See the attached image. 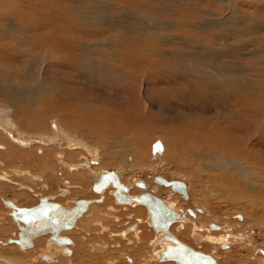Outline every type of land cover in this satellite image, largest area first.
<instances>
[{
    "label": "rangeland",
    "instance_id": "obj_1",
    "mask_svg": "<svg viewBox=\"0 0 264 264\" xmlns=\"http://www.w3.org/2000/svg\"><path fill=\"white\" fill-rule=\"evenodd\" d=\"M32 84H37V106L46 108L40 115L49 122L43 125L53 133L63 129L57 131L64 140L58 151H63L66 165L52 161L51 154L56 176L42 169L36 172L42 182L27 179L20 184L13 178L20 184L14 186L0 181L6 200L26 208L47 196L68 208L76 200H98L93 177L86 179V170L77 175L67 169V163L93 159V168L102 174L120 172L131 197L143 192L136 186L139 181L151 194L175 203L190 220L191 210L205 209V219L196 221L201 227L210 223L239 234L252 232L251 242L244 239L247 247L234 244L229 256L207 243L195 245L191 222L186 230L174 225L186 243L217 256L219 264L264 260V0H0V111L11 114L0 122V130H21V105L16 101L12 108L6 99L23 100ZM38 110L30 109L34 115ZM78 112L90 114L76 118ZM49 144L54 142L47 140ZM23 150L12 149L13 159L5 163L0 156V172L10 176L29 170ZM224 165L251 173V186L227 180L224 174L237 172L225 171ZM157 177L185 182L190 197L157 185ZM68 182L75 184L70 194L60 192ZM111 192L113 188L104 191L105 204H93L94 211L84 214L77 230L69 233L73 254L59 257L56 264H130L128 258L166 263L156 262L157 256L144 260L152 256L151 225H141L140 238L134 235L147 209L118 204ZM10 213L0 197V258L43 264L39 253L45 239L28 253L8 243L19 233ZM252 243L253 251L261 247L258 255L246 251Z\"/></svg>",
    "mask_w": 264,
    "mask_h": 264
},
{
    "label": "bare ground",
    "instance_id": "obj_2",
    "mask_svg": "<svg viewBox=\"0 0 264 264\" xmlns=\"http://www.w3.org/2000/svg\"><path fill=\"white\" fill-rule=\"evenodd\" d=\"M26 57V56H25ZM218 74V73H217ZM222 74V73H221ZM221 74H219V75H221ZM225 74V73H224ZM227 74V73H226ZM225 76V75H224ZM46 79V78H45ZM35 80V79H34ZM37 81V80H36ZM29 82V81H28ZM26 83V82H25ZM37 83V82H36ZM40 83V82H39ZM39 83H38V85H39ZM33 85V84H32ZM24 86H26V85H24ZM37 86V84L36 85H33V86H30L29 88H28V90L26 91V94L28 95V97L26 96V97H23V100H22V98H20L18 95H17V97H19L20 99H16V98H12V97H7V103L10 105V106H12V108H14L15 106H14V104H17L16 103V101H18L20 104L19 105H21L20 107H19V109H17V111H18V113H19V115H17V117H18V120H19V122L20 123H17V124H20V125H18V126H21V130H12V133L11 134H9L8 132L11 130V129H6V130H4V127H3V130H0V156H2L3 158L1 159V162H3V163H5V162H7V161H10L11 159H13V155L12 154H10L11 153V151H12V149H14V150H17V149H19V148H22V149H25V150H23L24 151V156L27 158V159H29V161L31 162V165H30V168H29V170L28 169H23V170H21L20 172H14V173H10L9 175L10 176H8L7 174H5V173H2V171L0 172V173H2V174H0V176H4V177H7V178H0V181H5V182H8V184L9 183H12V185H14L15 186V184H18V185H20V184H24V180H27V179H30V180H33V181H35L36 179H38L39 181H43V177L41 176V175H39V174H37L36 172H39V170H45L43 173H47V172H49V173H53V175L54 176H56L57 174H58V171H57V164H54L52 161H56L57 163H59V161H60V163L61 164H63V165H66V162H65V156H64V154H63V151H58L59 150V148H61V149H63V147H60L61 145H62V143L64 142V140H59V135H58V132L57 131H59V132H63V129L61 128V127H59L58 128V130L56 131L55 130V133H53V132H50L49 131V129H48V126L47 125H43L44 124V122L47 120V119H45L44 121L41 119V112L42 111H44V112H46V108H45V106L44 105H38L37 106V104H36V99H37V103H38V99H39V97H36V95L37 94H35L36 92H35V87ZM40 88V87H39ZM43 88V87H42ZM26 89H27V87H26ZM45 89V88H44ZM41 91V90H40ZM23 92V91H22ZM21 92V93H22ZM7 93V92H6ZM45 93H46V91H45ZM44 93V95L43 96H41V97H44V96H47V94H45ZM19 95H20V93H19ZM9 106V107H10ZM14 106V107H13ZM18 107V106H17ZM12 108H10V109H12ZM22 108V109H21ZM35 108H39V110L38 111H36V113L38 114V115H34V113L32 112V111H30V109H35ZM20 109L21 110H23V112L21 113L20 112ZM27 109H29V111H27ZM16 110V109H15ZM54 110V109H53ZM106 110V109H105ZM4 111V110H3ZM3 111H0V113L1 114H5L6 116H1L0 115V122L1 121H3V120H5V119H8V118H11V114H9V112L7 113V112H3ZM6 111V110H5ZM96 111H98V110H96ZM11 113V112H10ZM47 113V112H46ZM32 114V115H31ZM84 114H86V115H89L90 113H86V112H82V114H80L79 112H78V114L76 115V118H80V117H83V115ZM91 114H93L94 115V112L93 113H91ZM49 116V115H48ZM14 118V117H13ZM62 118V117H61ZM98 118V117H97ZM96 118V119H97ZM16 122H18V121H16ZM47 122H49L48 120H47ZM26 123V124H25ZM77 124V123H76ZM1 125H3V123L1 122ZM56 129V128H55ZM51 130V129H50ZM73 131V130H72ZM34 132H37V133H34ZM78 132V131H77ZM7 134L9 135V137L12 139V140H10L8 137H7ZM37 134V135H36ZM80 134H83L82 133V131H81V133ZM79 136V135H78ZM84 136V135H83ZM83 136H81L82 138H83ZM47 140H48V142L49 143H51V141L52 142H54V144H49L48 146H46V143H47ZM12 141H14L15 143H17V145L15 146V147H13V144H12ZM66 141H67V139H66ZM84 141V140H83ZM88 141V140H87ZM240 141V140H239ZM85 142V141H84ZM71 143V141L69 142V144ZM76 143H80V144H82V142L81 141H78V142H76ZM50 146H52V147H50ZM55 146V147H54ZM83 146H84V144H83ZM89 147V146H88ZM91 148H89L88 150H90ZM235 149H237V148H235ZM248 151H249V148H248ZM115 153V152H114ZM198 153V152H197ZM51 154H53L54 156L52 157L51 156ZM199 154V153H198ZM200 155V154H199ZM202 155V154H201ZM198 156V155H197ZM250 156H251V152L247 155V156H245L244 158L246 159V158H250ZM51 157H52V161H51ZM67 157V156H66ZM107 157V156H106ZM219 157V156H218ZM218 157L216 158L217 160H219L218 159ZM70 158V157H69ZM109 158V157H108ZM203 158V157H202ZM220 158V157H219ZM225 159V158H224ZM223 159V160H224ZM77 160V159H76ZM222 160V161H223ZM243 160V159H242ZM35 161V162H34ZM93 159L92 160H90V159H86L85 161H83V162H79V163H67V165H68V167H67V169L69 170V172H72V173H76L77 174V172H81L82 170H86V171H84V173L85 174H82L84 177L86 176V175H90V176H92L93 177V180H92V189H93V191L95 192V193H97V194H101V196L99 197V199L98 200H101L100 202H98V200H95L94 198H93V200H86V201H91V203L89 204V206H88V209H87V211L84 213V214H86L87 212H89V211H94V208H92V205L93 204H97V207L99 206L100 207V205H104L105 204V202H106V197H105V193L102 195V193L104 192V191H106V190H108V189H110V188H113L114 189V192H111V194H113V196H114V193L116 192V188L113 186V185H110V186H108L106 189H104L102 192H100V193H98V192H96L95 190H94V185L96 184V183H98V181L100 180V178L102 177V175H104L105 173H115L117 176H118V179H119V181L120 182H122L121 184L124 186V187H126V188H128V193H129V191H130V189H129V187H127L128 186V184H127V186L123 183V181H122V178H121V175L122 174H119L120 172H110V171H104L103 172V174H102V171L103 170H100V172L97 170V169H95V168H93ZM219 161H221V160H219ZM219 161H218V163H219ZM223 162H227V161H223ZM101 163V162H100ZM221 163V162H220ZM89 164H91V166H88ZM222 164H224V163H222ZM231 164V163H230ZM238 165V164H237ZM240 165V164H239ZM222 166V165H221ZM225 166V165H224ZM223 166V167H224ZM242 166V165H241ZM76 168H78V169H80L79 171L78 170H76ZM213 168V167H212ZM71 169V170H70ZM211 169V168H210ZM33 170H34V172H33ZM106 170V169H105ZM197 170V169H196ZM212 170V169H211ZM214 170V169H213ZM224 170L225 171H231V172H234V171H236L237 173H234L232 176H229V174L227 175V174H224L225 175V177L227 178V180H231V179H239V180H241L242 182H244V184L246 185V186H248V187H250L251 185L250 184H252V182L253 181H251V176L249 175V174H251V173H248L247 171H244V169L242 168V170H239V166H236V165H233V166H225L224 167ZM28 171H31L32 172V174H31V176H30V173L28 172ZM83 173V172H82ZM209 173V172H208ZM68 174V173H67ZM79 174V173H78ZM77 174V175H78ZM252 174H253V172H252ZM36 175H38V177L36 176ZM75 175V174H74ZM70 177H71V175H70ZM73 177V176H72ZM76 177V176H75ZM81 177V176H80ZM83 177V178H84ZM256 176H253V178H255ZM13 178L16 180V179H19V180H21V182H20V184L18 183V182H13ZM82 178V177H81ZM86 178V177H85ZM158 178H160V177H158ZM1 179H4V180H1ZM58 179V178H57ZM72 179V178H71ZM87 179V178H86ZM163 179V178H162ZM258 179V178H257ZM14 180V181H15ZM55 180V179H54ZM75 180H76V178H75ZM156 180V179H155ZM164 180H166V179H164ZM254 180V179H253ZM86 181V180H85ZM235 181H238V180H235ZM156 182V181H155ZM169 182V181H168ZM171 182V181H170ZM75 183H77L76 184V187H78V183H79V181H77V182H75ZM81 183V182H80ZM134 183V182H133ZM82 184H83V182H82ZM86 184V183H85ZM157 184H159V185H162V184H160V183H157ZM256 184V183H255ZM11 185V184H10ZM84 185V184H83ZM74 186H75V184H71V182H68L67 183V187H65V190H61L60 192H66V193H69L70 194V190L71 189H73L74 188ZM82 186V185H81ZM80 186V187H81ZM138 186L141 188V189H146V184H144V183H138ZM165 186V185H164ZM187 186L188 185H186V190H187ZM75 187V188H76ZM83 187V186H82ZM165 187H167V186H165ZM223 187V186H222ZM6 188V187H5ZM79 188V187H78ZM138 188V187H137ZM171 188V187H170ZM223 188H225V186L223 187ZM22 189H27V190H29V191H31V192H33V190H31L30 188H27V186H24V185H22ZM21 189V190H22ZM227 189V188H226ZM15 190V189H14ZM35 190V189H34ZM188 190H189V187H188ZM225 190V189H224ZM229 190H233V189H229ZM17 191H19V190H17ZM14 192V191H13ZM15 192H16V190H15ZM177 192V191H176ZM200 192V191H199ZM231 192V191H230ZM179 193V192H178ZM233 193V192H232ZM24 194V193H23ZM142 194H145V193H143V192H141L139 195H134V194H131V195H133L134 197H140ZM151 194V193H150ZM181 194V193H180ZM14 195H16V194H14ZM18 196L20 195V194H17ZM22 195V194H21ZM25 195V194H24ZM60 195V194H59ZM153 195V194H152ZM187 195H188V197H190L189 196V191H187ZM111 196V195H110ZM128 196H129V194H128ZM185 196V195H184ZM0 197L1 198H3V202L5 201V206L7 207V205H6V202H11V203H13L15 206H17V207H21V208H23L22 206H18L15 202H14V200H11V201H8V200H6L5 198V196H3V195H0ZM5 197V198H4ZM130 198H134V197H131V196H129ZM185 197H187V196H185ZM241 197V196H240ZM45 198V197H44ZM47 198L49 199V201L50 202H53V203H57L56 201H55V196L53 197V196H47ZM242 198V197H241ZM41 199H43V198H41ZM40 199V200H41ZM114 199H115V196H114ZM161 199V198H160ZM244 199V198H243ZM15 201H17V200H15ZM79 201V200H78ZM115 201H116V199H115ZM76 202H77V200L76 201H74V206H75V204H76ZM116 203H118L117 201H116ZM251 203H252V200H251ZM60 204V203H59ZM118 204H124V205H132V204H137V205H141V206H144L145 208L144 209H147L146 208V206L145 205H143V204H141V203H137V202H132V203H130V204H126V203H118ZM165 204L169 207H171V208H173V206L174 205H176L175 203H173L172 201L170 202V201H168V200H166L165 199ZM204 204V203H203ZM62 205V204H61ZM251 205V204H250ZM63 207H64V205H62ZM73 206V207H74ZM72 207V208H73ZM96 207V208H97ZM103 207V206H102ZM132 207V206H131ZM143 208V207H140V206H133L132 208ZM169 207V208H170ZM9 210H11V213H12V209H10L9 207H7ZM65 208H68V207H66L65 206ZM95 208V209H96ZM170 208V209H171ZM206 208V207H205ZM68 209H71V208H68ZM140 209H136V210H139L140 211ZM143 209V210H144ZM174 209V208H173ZM172 209V210H173ZM176 210H178L177 208H176ZM205 210V209H204ZM203 210V211H204ZM147 211H148V209H147ZM174 211V210H173ZM199 211V210H198ZM145 212V211H144ZM176 213H178L177 211H175ZM205 212H206V210L201 214V215H197V217L194 219V218H191L192 220H194V221H192V220H190V219H188L187 217H185V216H183V215H180L179 213V220H177L176 222H174V223H172L170 226H169V228H168V231H169V233L170 234H172L177 240H179L180 242H182V243H184L185 245H189V246H191V247H193V249L194 250H196V251H198V252H201V253H203V254H207V255H212V257L215 259H217V261L219 260L218 259V257L217 256H215V255H213V254H209V253H206V252H204L203 250H200V249H198V248H195L193 245H190V244H188V243H186L184 240L185 239H183L182 237H181V231L179 230V228H178V230L180 231V233H175L174 231H173V227H174V225L175 224H179L180 226L179 227H181V228H183V229H185L186 230V224H187V222H191L192 224H193V226H192V231H191V237H192V239H193V241H195V245H197V246H199V244H201V243H207V245H212L213 247H218V248H222V247H224V246H229L228 248V250H225L224 252L225 253H227V255L228 254H230L229 256H233V251H232V247H233V245L234 244H237V245H241V246H238V248L239 249H245V247H247L246 245V242L245 241H247V243H249V242H251V240H252V237H251V233L248 231L247 233H242V234H239V233H241V232H234V230L232 229V227H220V229H218L216 232L215 231H212V230H210L211 228V224L210 223H208V225H206V228H204V227H201V226H199V225H197L196 224V221L198 220V221H200L201 220V218H204L205 217ZM11 213H10V216H11V219L13 220V222H15V224H16V226H17V229H18V223L13 219V217H12V215H11ZM143 213V212H142ZM208 213V212H207ZM84 214L82 215V217L84 216ZM237 214V213H236ZM149 216V217H148ZM238 216V215H237ZM241 216V215H240ZM82 217H80V219L82 218ZM233 217V216H232ZM1 219H2V217H0ZM144 216L142 217V220H140V219H138L139 220V223L140 224H147V225H151V216H150V213H149V211H148V214H147V217H145L144 219ZM200 218V219H199ZM80 219H78L77 220V222H76V224H75V226H74V228L73 229H71V230H67V231H63L62 233H61V236L62 237H67L68 235H69V233L70 232H72V231H74V230H77L76 228L77 227H79V221H80ZM205 219V218H204ZM5 220V219H4ZM203 220V219H202ZM2 221V220H1ZM181 222V223H180ZM244 222V221H243ZM200 224V223H199ZM3 225V224H2ZM12 225V224H11ZM240 225H242V223L240 224ZM245 225H246V218H245ZM81 226H82V224H81ZM1 227V226H0ZM151 227H152V225H151ZM3 228H4V226H3ZM134 228L136 229L135 231V233H134V235L137 237V238H140V237H138L139 236V232H142V229H144V228H142L141 226L139 227V225L137 224V225H135L134 226ZM153 228V227H152ZM1 229V228H0ZM154 229V228H153ZM225 229V230H224ZM4 230V229H3ZM12 230V229H11ZM155 230V229H154ZM1 231V230H0ZM6 231V230H5ZM18 231H19V229H18ZM18 231H17V233H18ZM205 231H207V232H205ZM222 231H224V232H222ZM3 232V231H2ZM7 232V231H6ZM156 232V233H155ZM155 232H154V234L156 235L155 236V238H154V240L152 241V242H150V244H151V246H152V248H153V250H152V256L150 257V255L149 254H147V257H144V260H149L150 258H152L153 260H154V258H153V256H157V259H156V262H159V263H161V262H170L171 264H178L177 262H174V261H164L163 260V257H162V253L165 251V249H166V247L167 246H169V245H172V242L169 240V239H167V237H165V235H166V233H164V231H156L155 230ZM183 232V231H182ZM205 232V233H204ZM215 232V233H214ZM19 234V233H18ZM143 234V233H142ZM247 234V235H246ZM183 235V234H182ZM48 236H50V235H48ZM48 236H42V237H40V238H37V239H34V241H33V247L31 248V249H22L19 245H17V244H15V243H11V241H15V240H18V235L16 236L17 237V239L15 238V239H13V240H9L8 241V243H11V244H15V245H17L19 248H20V250L21 251H23L24 253H28V251H37V249L40 247V246H42L43 244H44V242L42 241L43 239V237L45 238V237H48ZM68 238H70L71 240H72V238L71 237H69L68 236ZM47 239V238H46ZM142 239H143V237H142ZM244 239H245V241H244ZM41 240V241H40ZM136 242V241H135ZM153 242H154V244H153ZM139 243V242H138ZM142 243H145V242H142ZM3 244L4 245H6L7 244V242H3ZM14 245V246H15ZM74 245V242L72 241V244H70V245H58V244H56L55 242H53V241H51L50 240V238H49V241H48V244L46 245L47 247H46V249H44V250H42V251H44V253H46L47 255H41V259H42V261H44L46 264H56V260H57V263L59 262V261H61L59 258H56V260L51 256V255H53V254H51V250H52V248L56 251V250H58V249H62V256L63 257H65V258H71V256H72V250L71 249H69V247L70 246H73ZM45 246V245H44ZM150 246V247H151ZM235 246V245H234ZM248 246H249V244H248ZM253 246V245H252ZM35 247V248H34ZM151 248V249H152ZM33 249H35V250H33ZM223 249V248H222ZM41 250V249H40ZM255 250V249H254ZM218 251V250H217ZM223 251V250H222ZM246 251H251V252H253L254 253V251H253V247L252 248H248V250L246 249ZM54 252V251H53ZM59 252V251H58ZM69 252V253H68ZM32 254V253H31ZM42 254V253H41ZM59 254V253H58ZM28 255V254H27ZM29 256V255H28ZM38 256V255H37ZM40 256V255H39ZM56 257V256H55ZM58 257H60V256H58ZM235 258V257H234ZM242 258V256H239L238 257V259H241ZM25 259V258H24ZM29 259V258H28ZM137 259V258H136ZM136 259H132V258H128L127 260H128V262L131 264H145L144 263V261H136ZM216 259H215V262H216ZM229 259V258H228ZM22 259L21 258H17V257H13V258H11V259H2V258H0V261H2L3 263H6V264H26V263H20L19 261H21ZM34 260H36L34 257L30 260V261H34ZM135 260V261H134ZM232 260V259H231ZM258 260H263V259H258ZM29 261V260H28ZM69 261H71V260H69ZM244 261L245 260H243L242 259V262H241V264L242 263H244ZM247 261V260H246ZM126 262V261H125ZM141 262V263H140ZM236 262V261H235ZM152 263H155V260H154V262H150V261H147V263L146 264H152ZM253 263H255V264H264V260L263 261H254ZM29 264H31V263H29ZM60 264H63V263H60ZM70 264H72V263H70ZM128 264V263H127ZM162 264V263H161ZM165 264H167V263H165ZM217 264V263H216ZM218 264H219V261H218ZM238 264H240V263H238Z\"/></svg>",
    "mask_w": 264,
    "mask_h": 264
},
{
    "label": "water",
    "instance_id": "obj_3",
    "mask_svg": "<svg viewBox=\"0 0 264 264\" xmlns=\"http://www.w3.org/2000/svg\"><path fill=\"white\" fill-rule=\"evenodd\" d=\"M155 181L187 196L184 182H168L158 177ZM110 185L116 188L114 196L118 203L137 202L145 205L151 216L152 227L156 231L161 230L166 233L165 237L172 242V245L167 246L162 253L164 261H174L178 264H216L212 256L194 250L169 233V226L179 220V214L170 209L162 199L150 193L130 198L128 188L121 184L118 176L108 172L102 175L98 183L94 185V190L100 193ZM100 201L98 200V202ZM90 203L91 201L79 200L73 208L68 209L59 203L50 202L47 197L29 208L17 207L11 202H6L7 207L12 209L11 215L18 223L19 229L18 240L11 241V243L19 245L22 249H31L34 246V239L50 235V240L58 245L72 244V240L62 237L61 233L74 228L77 220L87 211Z\"/></svg>",
    "mask_w": 264,
    "mask_h": 264
},
{
    "label": "flooded vegetation",
    "instance_id": "obj_4",
    "mask_svg": "<svg viewBox=\"0 0 264 264\" xmlns=\"http://www.w3.org/2000/svg\"><path fill=\"white\" fill-rule=\"evenodd\" d=\"M160 178H162V177H160ZM156 179V178H155ZM164 179V178H163ZM155 181V180H154ZM179 181V180H178ZM170 182V181H169ZM182 182V181H181ZM122 183V182H121ZM138 183H139V181H137L136 182V186L138 187ZM185 183V182H184ZM145 184V183H144ZM157 184V183H156ZM186 184V183H185ZM157 185H159V184H157ZM187 185V184H186ZM127 186V185H126ZM160 186H163V187H165L164 185H160ZM128 187V186H127ZM167 188H170V187H167ZM130 189V188H129ZM132 189H130V191H131ZM170 190L171 191H174L172 188H170ZM130 191H129V193H130ZM141 191H143V193H150L149 192V190H148V187H147V185H146V189L144 190V189H141ZM187 191H188V186H187ZM176 194H178V196H179V194L180 193H178V192H176V191H174ZM154 196H156V197H158L157 195H155V194H153ZM181 196H183V198L185 199V198H188V195H187V197H185L183 194H180ZM158 198H160V197H158ZM162 199V198H161ZM164 202H165V199H162ZM170 207V206H169ZM175 207V206H174ZM173 207V208H174ZM171 208V207H170ZM173 208H171V209H173ZM177 208V207H176ZM178 209V208H177ZM174 211H177L180 215H183L184 214V212H183V210H180V209H178V210H176L175 208L173 209ZM199 210V211H198ZM197 211L195 210V211H193V210H191L189 213L192 215V217H190V218H196L197 217V215H201V213H203L204 211L203 210H200V209H198ZM184 215H186V214H184ZM187 216V215H186ZM189 217V216H188ZM237 220H239V221H244V218H243V216H238L237 217ZM211 226V225H210ZM220 227L221 226H217V225H212L210 228H213V229H216V230H218V229H220ZM226 227V226H225ZM253 231V230H252ZM239 232V231H238ZM251 234H252V232H251ZM247 235V234H246ZM49 238H50V236H48L47 237V241H46V243H45V246L44 247H42L41 248V252L39 253V260L40 261H42V259H41V255H47L46 253H44V251H42V250H44V249H46V245L48 244V241H49ZM194 243H195V241H194ZM252 245H255V243H252ZM187 246H189V245H187ZM71 247V246H70ZM69 247V249H71ZM189 247H191V246H189ZM229 246H224V247H222L223 248V251H225V250H228L229 248H228ZM252 247H254V246H252ZM191 248H193V247H191ZM221 248V249H222ZM259 250V251H258ZM54 251V252H53ZM59 251V252H58ZM261 251V247H256L255 248V251H254V254H256V255H258L259 254V252ZM73 252V251H72ZM256 252H258V253H256ZM42 253V254H41ZM54 253V254H53ZM59 253V254H58ZM51 254H53V255H51L55 260H56V258H59L58 256H60V257H63L62 256V249H58V250H54L53 248H52V250H51ZM260 255L261 256H264V252L262 251V252H260ZM56 256V257H55ZM212 256V255H211ZM44 262V261H43ZM56 263H57V260H56ZM70 263H72L71 261H68V263H66V264H70ZM216 263L218 264V261H217V259H216ZM43 264H46L45 262L43 263ZM73 264V263H72Z\"/></svg>",
    "mask_w": 264,
    "mask_h": 264
},
{
    "label": "crops",
    "instance_id": "obj_5",
    "mask_svg": "<svg viewBox=\"0 0 264 264\" xmlns=\"http://www.w3.org/2000/svg\"><path fill=\"white\" fill-rule=\"evenodd\" d=\"M83 217H84V216H83ZM148 217H149V216H148ZM136 221H137V219H136ZM136 224H139L140 226L142 225V224H140L139 222H137ZM141 227H142V226H141ZM153 231L155 232V230H153ZM139 233H142V232H139ZM139 233H138V234H139ZM155 233H156V232H155ZM155 236H156V235H154V238H155ZM46 238H47V237H45V238L43 237L42 239H45V241H47ZM153 240H154V239H153ZM151 242H152V241H151ZM153 244H154V243H153ZM73 246H74V245H73ZM34 248H35V247H34ZM74 248H75V246H74ZM31 250H32V249H31ZM163 263H164V262H163ZM166 263L171 264L170 262H166ZM174 264H175V263H174Z\"/></svg>",
    "mask_w": 264,
    "mask_h": 264
}]
</instances>
